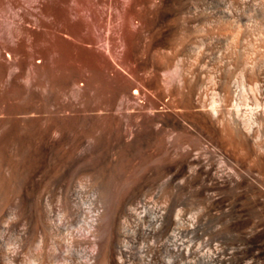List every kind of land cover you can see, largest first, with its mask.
<instances>
[{"label": "bare ground", "instance_id": "obj_1", "mask_svg": "<svg viewBox=\"0 0 264 264\" xmlns=\"http://www.w3.org/2000/svg\"><path fill=\"white\" fill-rule=\"evenodd\" d=\"M34 1L17 26L44 24L100 62L69 70L56 48L0 41L2 91L22 85L25 100L0 94V264L25 263L27 250L57 263V200L72 211L85 173L100 189L91 237L70 244L90 247L63 264H156L161 251L165 264H264V0H70L57 22ZM55 70L74 98L40 78ZM144 143L154 158L126 182L136 162L118 149Z\"/></svg>", "mask_w": 264, "mask_h": 264}, {"label": "rangeland", "instance_id": "obj_2", "mask_svg": "<svg viewBox=\"0 0 264 264\" xmlns=\"http://www.w3.org/2000/svg\"><path fill=\"white\" fill-rule=\"evenodd\" d=\"M70 0H47L48 3V10L51 12V18L54 17L55 22H57L58 20L61 19V16L64 15V12L66 11V7L69 4ZM37 2H35L34 0H0V41H7L10 43H14L15 45H17L18 49L20 51H25L27 52L28 50L23 46V43H28V42H35V44L33 45V49L36 50V53H38L37 55H39V52L41 50H43L46 47H53L56 48L57 50L60 51L61 54V63L63 64V66L66 69H73L76 71H81L84 67L87 66H98L99 62H100V58L99 55L91 52L87 46L82 45V44H75L73 42H67V41H63L59 38H51L50 37V29L48 27H46L44 24L43 25H39V24H29L27 22H25L27 30L26 29H21L19 26H17L18 22H22L23 19H20V15L23 14V16L32 18L33 15L36 13V10L33 9V5H35ZM33 14V15H32ZM48 22V19H46V23ZM81 23L82 21H77L72 23V27L74 28V30L76 31H80L81 30ZM15 26H14V25ZM226 24L221 23V24H217L216 26H214L213 28V32H212V38L214 40H224L226 38ZM45 42L44 44H42L41 42ZM58 71V70H57ZM56 72V70L54 71V73ZM51 75L49 73H46L45 76L40 75V78L43 77L42 79L45 80H52L51 76L56 78L55 83L56 86L54 88V96L59 99V96L61 99H72L74 98V96L70 97L71 95H67L65 94H61L58 93L59 90V80L60 77L59 75H57L58 72H56V77L55 74L53 72H50ZM53 73V74H52ZM49 74V75H48ZM100 80V79H99ZM97 80V81H99ZM96 81V82H97ZM77 82L79 85H84L85 84V79L83 76H80L77 79ZM101 83V84H100ZM96 87H100L102 88L101 90H103V88H106V86L104 87V81L101 80L99 81V83H96ZM100 84V85H98ZM54 85V84H53ZM106 85V84H105ZM57 88V89H56ZM11 89V90H10ZM22 89L23 86L20 85L18 87H13V88H9L7 87L5 89V91H2V88L0 86V94L2 95V97H4V99H6V102H24L25 100L22 98ZM97 89V88H96ZM99 88L97 89V91L99 92ZM100 90V91H101ZM58 93V94H57ZM14 97V98H12ZM23 100V101H22ZM40 101V100H39ZM38 103V101H37ZM100 110V109H98ZM72 118V119H71ZM69 118V120L73 121L75 120V117H71ZM141 144V143H140ZM145 144V145H144ZM142 145H139V147H137V149L133 152V150L130 153H127L125 151H123L122 149H118V151L120 152L118 155H120V160L121 162L124 161V163H126V161H128L127 163H135L134 166L127 172V176L125 181H131V180H135L139 177L140 175V171L141 169L146 165V162L149 160H153L154 157H150L149 154L147 153V144L144 143ZM141 147V148H140ZM146 151V152H145ZM123 152V153H121ZM126 156H124V155ZM128 154H131L130 156ZM124 156L125 158H127L128 160H124ZM123 158V160H122ZM148 158V159H147ZM133 161H132V160ZM131 161V162H130ZM123 163V162H122ZM122 163L119 162L120 166L123 165ZM123 167V166H122ZM87 175L90 178H86ZM85 177V179H83ZM94 178L93 175H89V173H85L82 175V179L79 180L80 182H78L77 187H76V191L74 192V198L75 200L72 201L73 205H74V209L71 211V208L68 209L66 212L65 211V206L66 204H61L64 203L63 198H61L60 200H57V211H58V215H57V220L60 221L59 222V227L58 229L55 231L56 232V236L57 237L61 235V238L63 240V242H65V245L60 248L58 250V248L54 249L56 250L55 252L59 253V259L57 261V263L55 264H63L67 261V255L68 256H72L75 260H85L86 258V249L90 247V245L88 243H84L78 246H71L70 244V240H72V238L78 237V238H84V237H91L90 234V225H91V220H92V208L94 207V200L95 198L98 197L99 195V185L98 183L96 184L95 182H97L96 178H94V183L93 180L91 179ZM129 179V180H128ZM96 180V181H95ZM96 184V185H95ZM95 185V186H94ZM163 185L161 186V184L157 185L154 188L155 194H161L164 193V189H163ZM98 190V191H97ZM164 192H163V191ZM163 195V194H162ZM75 202V204H74ZM65 207V208H64ZM64 208V210H63ZM192 212H197L200 210V207L198 205L196 206H191L190 207ZM64 211V212H63ZM71 211V212H70ZM207 230L209 231L210 228H207ZM58 231V232H57ZM6 236L10 235L11 236V241L9 242V238L10 236L5 238V241L8 239V243L6 244L7 246H9L11 249L13 247V239H14V233H10V232H6ZM12 234V235H11ZM53 234V235H54ZM57 234H59L57 236ZM65 237H62L64 236ZM204 237L198 238L196 240L200 241V243L204 241L205 238H208V234H204ZM13 237V238H12ZM60 238V237H59ZM64 238V239H63ZM31 250H27L24 251V258L26 259H30V261L24 259L23 262L27 263V264H36L38 261L36 258H34L35 256L32 254V252L30 253L32 256H30V254L28 252H30ZM29 254V255H28ZM29 258H27V257ZM160 257L161 260L157 261L156 264H165L167 262L168 259V255L166 252L161 251L160 252ZM33 258V259H32ZM27 261V262H26ZM29 262V263H28ZM51 262V261H50ZM49 264H53L52 262ZM23 263V264H25ZM184 264H189L187 261L184 262Z\"/></svg>", "mask_w": 264, "mask_h": 264}]
</instances>
